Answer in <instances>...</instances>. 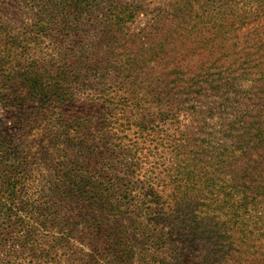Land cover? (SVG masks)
Returning a JSON list of instances; mask_svg holds the SVG:
<instances>
[{"label": "trees", "instance_id": "16d2710c", "mask_svg": "<svg viewBox=\"0 0 264 264\" xmlns=\"http://www.w3.org/2000/svg\"><path fill=\"white\" fill-rule=\"evenodd\" d=\"M145 1L0 0V264H264L254 243L245 257L196 258L200 216L183 201L200 191L205 212L256 202L246 159L259 147H211L196 173L191 147H178L189 133L175 137L193 104L147 65L154 45L131 49L168 46L191 2L163 0L169 24L118 33ZM195 1L194 37L225 39L264 14V0Z\"/></svg>", "mask_w": 264, "mask_h": 264}, {"label": "rangeland", "instance_id": "374dc122", "mask_svg": "<svg viewBox=\"0 0 264 264\" xmlns=\"http://www.w3.org/2000/svg\"><path fill=\"white\" fill-rule=\"evenodd\" d=\"M190 2L191 7H186L181 15L182 21L177 19L175 25L171 24L173 30L166 37L175 40H171L168 46L158 49L157 40H149L144 45L138 41L131 49L140 53L150 43L154 45L157 55L147 65L151 70L154 68L153 71L164 73L171 85H178L177 99L184 104H193L191 113L179 115L182 134L175 137L182 138L189 133L190 140L178 147H191L190 157L198 158L195 161L197 174L211 147H259L249 150L252 159H246L250 165L248 171L250 167L254 170L249 174L260 177L256 202L249 199L250 203L240 211L229 207L205 212L204 206L200 205L202 193L199 191L193 206L184 201L182 204V209L193 207L200 216L201 229L193 240L198 244L195 250L198 262L201 263L214 250L232 260V257H245L247 251L254 249L251 243L264 245V139L252 140H259L264 133V49L258 52L260 49L248 48L252 42L264 43V14L242 17L240 28L231 35L229 27L225 39L207 32L194 37L191 29L197 31L203 23H200L199 2ZM180 3L183 5V0ZM142 10L145 15L140 14L127 23V28L116 31L125 35L146 30L150 17L157 19V24H169L168 18H164L168 8L163 0H147ZM209 41L211 48L206 46ZM5 112L0 108V114ZM187 154L186 150L184 156ZM165 164L168 168L171 160L167 159ZM263 251L264 248L257 255L260 261L264 259Z\"/></svg>", "mask_w": 264, "mask_h": 264}]
</instances>
